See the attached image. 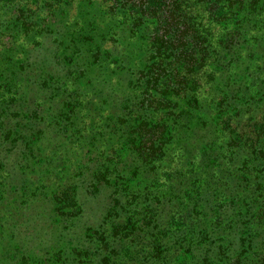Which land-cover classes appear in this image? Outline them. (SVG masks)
Segmentation results:
<instances>
[{
	"label": "rangeland",
	"instance_id": "obj_1",
	"mask_svg": "<svg viewBox=\"0 0 264 264\" xmlns=\"http://www.w3.org/2000/svg\"><path fill=\"white\" fill-rule=\"evenodd\" d=\"M61 1L66 4L43 0L46 12L27 18V36L12 37L22 51L0 50V264H71L87 259L97 248L91 244L93 230L101 229L112 190L99 181L100 174L110 177L103 168L110 167L111 159L124 160L125 141L130 143V126L124 121L132 124L140 115L157 116L136 111L134 104L144 93L139 73L148 65L154 23L140 21L132 11H111L107 0ZM27 2L32 7V0ZM224 11L219 6L213 16ZM228 29L232 39L228 46H214L218 64L206 65V71L212 67L213 79L202 85L198 107L188 113L191 123L198 118L215 127L222 111L243 99L264 108V24L255 15H244L239 22L229 18L212 33V40L216 34L218 40L230 39ZM6 42L1 36L0 47ZM217 96L224 101L220 110L214 104ZM178 101L185 107V99ZM222 139L216 135L214 148ZM186 141L185 135L180 146ZM187 149L181 163L185 156L191 159ZM199 164L193 159L190 169L197 170ZM120 165L118 175L131 174L129 183L144 186L127 157ZM211 182L188 174L179 183V195L190 196L202 188L205 208L220 206L229 197L219 199L225 194L218 192L211 197L204 187ZM255 201L253 214L262 202ZM189 209L173 207L171 221L184 227L194 213Z\"/></svg>",
	"mask_w": 264,
	"mask_h": 264
},
{
	"label": "trees",
	"instance_id": "obj_2",
	"mask_svg": "<svg viewBox=\"0 0 264 264\" xmlns=\"http://www.w3.org/2000/svg\"><path fill=\"white\" fill-rule=\"evenodd\" d=\"M105 1L102 2L112 5L111 11H132L140 21L154 23L148 37V65L139 73L144 93L134 104L136 111L157 116L153 119L140 115L132 124L124 121L125 126H130L131 137L130 143L125 141L128 147L124 151L134 174H141L144 186L136 188L132 181L129 183L131 174H117L126 157L107 163L110 167L103 170L110 177L101 173L99 181L112 190L101 229L93 230L91 244L97 248L87 259L71 264H264V108L252 99L239 100L230 111H222L223 118L215 127L198 118L191 123L188 114L198 107L202 85L213 79L212 67L205 69L212 61L214 67L218 64L214 46H228L227 41L232 39L230 29L226 31L230 39L225 42L218 40L217 34L212 40V33L218 32L222 21L234 18L239 22L244 15L258 16L260 24H264V0ZM44 2L32 0V7H28L27 0H0V37L8 39L0 50L22 51L12 37L16 33L27 36V18L46 12ZM219 6L225 11L213 16ZM46 14L53 18L52 12ZM181 99H185V107L179 106ZM216 100L214 104L220 110L224 101L219 96ZM185 135L187 141L180 146ZM216 135L223 142L214 148ZM188 147L191 159L185 156L181 163L182 151H188ZM193 159L200 162L197 170L190 169ZM181 167L183 171H179ZM188 174L212 181L204 185L211 197L216 198L218 192L226 196L219 199L229 200L205 208L202 188L194 189L190 196L179 195V183ZM256 199L262 202H258L253 214ZM187 205L194 213L180 227L169 214L176 212L173 207L183 209Z\"/></svg>",
	"mask_w": 264,
	"mask_h": 264
}]
</instances>
